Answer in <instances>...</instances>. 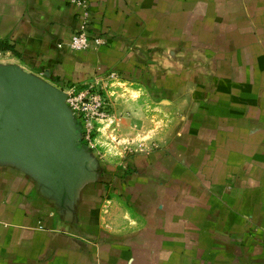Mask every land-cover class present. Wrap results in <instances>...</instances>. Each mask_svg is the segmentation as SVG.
Returning <instances> with one entry per match:
<instances>
[{
  "label": "crops",
  "instance_id": "0c3cea01",
  "mask_svg": "<svg viewBox=\"0 0 264 264\" xmlns=\"http://www.w3.org/2000/svg\"><path fill=\"white\" fill-rule=\"evenodd\" d=\"M87 2L97 51L69 47V0H0V66L112 72L181 121L115 169L85 148L68 193L0 153V264H264V0Z\"/></svg>",
  "mask_w": 264,
  "mask_h": 264
},
{
  "label": "water",
  "instance_id": "95a60500",
  "mask_svg": "<svg viewBox=\"0 0 264 264\" xmlns=\"http://www.w3.org/2000/svg\"><path fill=\"white\" fill-rule=\"evenodd\" d=\"M0 153L68 193L87 159L67 94L15 65L0 66Z\"/></svg>",
  "mask_w": 264,
  "mask_h": 264
},
{
  "label": "rangeland",
  "instance_id": "374dc122",
  "mask_svg": "<svg viewBox=\"0 0 264 264\" xmlns=\"http://www.w3.org/2000/svg\"><path fill=\"white\" fill-rule=\"evenodd\" d=\"M118 83L117 78L108 81L105 93L107 102L111 103L108 115L95 123L96 129L88 144L78 141L83 148L89 149L88 157L101 159L112 169L123 165L135 153L165 144L181 121L179 111L147 100L139 86ZM73 85L65 83L61 87L68 89ZM118 91L120 96H117Z\"/></svg>",
  "mask_w": 264,
  "mask_h": 264
},
{
  "label": "built area",
  "instance_id": "2783aa9c",
  "mask_svg": "<svg viewBox=\"0 0 264 264\" xmlns=\"http://www.w3.org/2000/svg\"><path fill=\"white\" fill-rule=\"evenodd\" d=\"M78 9V27L72 35L69 47L73 51H97L105 44V40L100 36H95L91 32V21L89 5L87 0H69ZM96 72H100L99 68ZM115 73L101 74L92 81L82 85H73L68 89L61 88L67 94L66 104L70 108L75 119L79 140L83 144H88L92 133L95 131V123L108 115L111 103L107 102L105 94L108 88V81L115 80ZM98 129V128H97Z\"/></svg>",
  "mask_w": 264,
  "mask_h": 264
},
{
  "label": "trees",
  "instance_id": "16d2710c",
  "mask_svg": "<svg viewBox=\"0 0 264 264\" xmlns=\"http://www.w3.org/2000/svg\"><path fill=\"white\" fill-rule=\"evenodd\" d=\"M0 52H14V50L10 44L6 42H0Z\"/></svg>",
  "mask_w": 264,
  "mask_h": 264
}]
</instances>
